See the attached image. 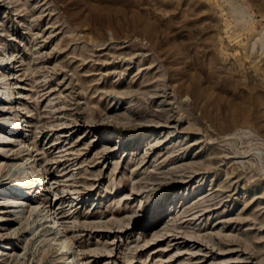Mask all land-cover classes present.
I'll return each instance as SVG.
<instances>
[{
  "label": "rangeland",
  "instance_id": "obj_1",
  "mask_svg": "<svg viewBox=\"0 0 264 264\" xmlns=\"http://www.w3.org/2000/svg\"><path fill=\"white\" fill-rule=\"evenodd\" d=\"M0 264H264V0H0Z\"/></svg>",
  "mask_w": 264,
  "mask_h": 264
},
{
  "label": "bare ground",
  "instance_id": "obj_2",
  "mask_svg": "<svg viewBox=\"0 0 264 264\" xmlns=\"http://www.w3.org/2000/svg\"><path fill=\"white\" fill-rule=\"evenodd\" d=\"M9 58V57H8ZM7 62V61H6ZM2 95V94H1ZM8 117V116H7ZM13 122V121H9L8 119H5L4 123H3V127L5 128H9L8 125ZM4 128V129H5ZM26 175V174H25ZM27 178V177H26ZM28 180V179H27ZM28 181H24V184H27ZM23 184V183H22ZM30 188V186H26L24 185V187H20V188H16L15 190H13L12 194H15V195H22V196H26L28 194V189ZM65 244H66V240L64 237H61L60 238V241H59V245L61 247V249H64L65 248Z\"/></svg>",
  "mask_w": 264,
  "mask_h": 264
}]
</instances>
